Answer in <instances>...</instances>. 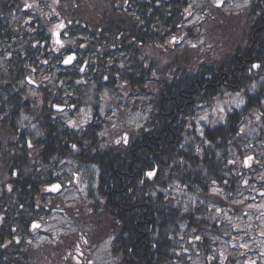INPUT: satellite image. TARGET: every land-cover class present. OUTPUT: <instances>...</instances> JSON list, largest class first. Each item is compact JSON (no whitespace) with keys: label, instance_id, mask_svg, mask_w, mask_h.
<instances>
[{"label":"trees","instance_id":"16d2710c","mask_svg":"<svg viewBox=\"0 0 264 264\" xmlns=\"http://www.w3.org/2000/svg\"><path fill=\"white\" fill-rule=\"evenodd\" d=\"M207 1L0 0V264H80L71 236L35 246L67 162L91 184L79 240L110 239V264H189L212 247L223 199L209 189L231 195L243 125L264 135V0L239 13ZM229 95L244 107L231 113ZM65 102L90 121L69 125L53 108Z\"/></svg>","mask_w":264,"mask_h":264},{"label":"flooded vegetation","instance_id":"af4514ba","mask_svg":"<svg viewBox=\"0 0 264 264\" xmlns=\"http://www.w3.org/2000/svg\"><path fill=\"white\" fill-rule=\"evenodd\" d=\"M255 144L260 146V152L252 149L238 166L232 165L229 213L225 211L226 207L222 211L216 212L218 207L212 211L217 217L224 213L231 215V227L225 229L221 224L223 231L219 220L212 224L216 234L231 243V260L227 259V264H264V135L261 134ZM187 252L206 264L223 256L214 243L211 248H195Z\"/></svg>","mask_w":264,"mask_h":264},{"label":"rangeland","instance_id":"374dc122","mask_svg":"<svg viewBox=\"0 0 264 264\" xmlns=\"http://www.w3.org/2000/svg\"><path fill=\"white\" fill-rule=\"evenodd\" d=\"M200 1L203 2L204 0L197 1L196 6H200L202 4ZM238 1L239 0H235V3H237ZM246 5L247 3L239 2L234 6H231V7L228 6V7L231 8V10L236 9V8H237L236 10H238V9L245 7ZM29 94L31 96L38 95L37 92L31 89L29 90ZM238 102L239 100L236 101V105L238 104ZM245 131L250 134L249 137L251 139H254V137L256 136L255 134L256 130H252L251 127L248 126V123L246 125ZM75 169H76V166L70 163L63 166L64 172L62 171V179H63L64 186L66 185V189L64 191V194H62L59 197H56V199H59V198L63 199L60 201L61 211L56 210L55 213H53L52 216H50L49 219L46 222H44L41 232H39L38 237H36L37 246H40L47 240L48 232L56 230L59 237L66 236L68 233L75 232L72 235H70L72 239L68 240V243H74L71 249H76L78 248L79 245L84 247V251H87L88 249H90V243L87 240H82V241L79 240V238H81V231L88 227L87 222L90 221L89 219L86 218V214L89 211L87 209V203L84 200V198L87 197L86 189H88V185L85 182L83 176H77L73 173V170ZM79 211H81V213L77 214ZM222 219H224V224H225L224 228H227L228 226L231 227V215H228L225 213ZM74 220L76 221V224L78 225V227L74 226L75 224ZM235 225H240V224H235ZM54 234L57 237V234L56 233ZM54 240H56V238ZM68 243L66 242L59 243V247L62 248ZM109 245H110V242L107 238V239L100 241L97 245L93 246L90 249L89 259L86 258V261H87L86 264L92 261L96 263H100L104 260L110 261L111 259L108 258V256L103 257V252L108 250ZM96 248L98 249L95 251V254H94V250ZM188 248L191 249V246H189ZM220 248H221V251H224L229 255L228 258L229 260H231V243L226 242V241L225 242L221 241ZM56 250L57 249H55V251ZM81 257L82 255L78 251L74 250L72 254L70 255L69 260L71 262L77 263L80 261ZM191 263L192 264H204L201 260H199V262H194V258H192Z\"/></svg>","mask_w":264,"mask_h":264},{"label":"water","instance_id":"95a60500","mask_svg":"<svg viewBox=\"0 0 264 264\" xmlns=\"http://www.w3.org/2000/svg\"><path fill=\"white\" fill-rule=\"evenodd\" d=\"M68 62H71V61H69V59H67V60L64 62V64H67ZM56 109H59V110H60V109H63V108L57 107ZM49 190H51V191H53V192H56V191L59 190V186H57V185L52 186V187L49 188Z\"/></svg>","mask_w":264,"mask_h":264},{"label":"snow or ice","instance_id":"6c2138e0","mask_svg":"<svg viewBox=\"0 0 264 264\" xmlns=\"http://www.w3.org/2000/svg\"><path fill=\"white\" fill-rule=\"evenodd\" d=\"M151 175V174H150Z\"/></svg>","mask_w":264,"mask_h":264}]
</instances>
